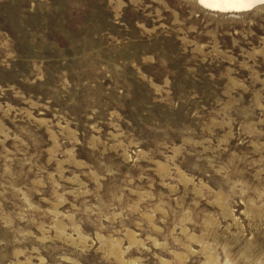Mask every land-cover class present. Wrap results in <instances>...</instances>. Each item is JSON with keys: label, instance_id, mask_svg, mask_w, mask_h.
Masks as SVG:
<instances>
[{"label": "rangeland", "instance_id": "rangeland-1", "mask_svg": "<svg viewBox=\"0 0 264 264\" xmlns=\"http://www.w3.org/2000/svg\"><path fill=\"white\" fill-rule=\"evenodd\" d=\"M0 264H264V6L0 0Z\"/></svg>", "mask_w": 264, "mask_h": 264}, {"label": "bare ground", "instance_id": "bare-ground-1", "mask_svg": "<svg viewBox=\"0 0 264 264\" xmlns=\"http://www.w3.org/2000/svg\"><path fill=\"white\" fill-rule=\"evenodd\" d=\"M196 3L204 10L223 14L243 13L264 6V0H196ZM205 4L213 6L206 7Z\"/></svg>", "mask_w": 264, "mask_h": 264}, {"label": "snow or ice", "instance_id": "snow-or-ice-1", "mask_svg": "<svg viewBox=\"0 0 264 264\" xmlns=\"http://www.w3.org/2000/svg\"><path fill=\"white\" fill-rule=\"evenodd\" d=\"M202 2H203V0H202ZM205 6L206 7H212L213 5H211V4H205Z\"/></svg>", "mask_w": 264, "mask_h": 264}]
</instances>
